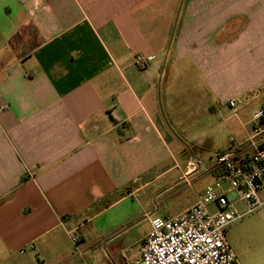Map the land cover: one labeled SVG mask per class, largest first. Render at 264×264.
Masks as SVG:
<instances>
[{
	"label": "crops",
	"instance_id": "crops-1",
	"mask_svg": "<svg viewBox=\"0 0 264 264\" xmlns=\"http://www.w3.org/2000/svg\"><path fill=\"white\" fill-rule=\"evenodd\" d=\"M190 88L233 136L215 155L250 153L264 0H0V264H131L150 218L172 216L163 199L189 189L182 212L215 182L172 153L170 99Z\"/></svg>",
	"mask_w": 264,
	"mask_h": 264
},
{
	"label": "built area",
	"instance_id": "built-area-1",
	"mask_svg": "<svg viewBox=\"0 0 264 264\" xmlns=\"http://www.w3.org/2000/svg\"><path fill=\"white\" fill-rule=\"evenodd\" d=\"M150 60L136 56L134 63L143 69ZM236 103V99L231 100L229 106L234 108ZM6 108L0 103V113ZM250 120L253 127L246 139L250 153H217L207 170L215 176V182L196 194L195 203L184 211L151 217L149 233L131 264H240L226 231L264 204V103L251 113ZM186 166L192 173L197 172L200 162L191 157ZM232 192L236 201L229 198ZM237 203L243 205L244 212L237 210ZM69 234L76 245L79 233L73 230Z\"/></svg>",
	"mask_w": 264,
	"mask_h": 264
},
{
	"label": "rangeland",
	"instance_id": "rangeland-1",
	"mask_svg": "<svg viewBox=\"0 0 264 264\" xmlns=\"http://www.w3.org/2000/svg\"><path fill=\"white\" fill-rule=\"evenodd\" d=\"M179 91V90H177ZM174 140L179 144V150L172 149L175 158L182 154L193 155L200 162V172L209 167L213 161L215 153L226 148L225 144L233 136L221 128V117L210 113L201 104V99L193 92V89L186 90L185 94L179 98L175 93L170 99V108H168ZM207 174L203 175L200 184L204 187L213 181ZM176 196H170L163 199L164 210L159 212L160 216L180 213L183 206L191 201L189 189H183ZM162 200L159 199L158 201ZM239 212H244L241 203L236 206ZM212 211L213 208L209 207ZM148 230L147 223L139 220L135 227L125 233L119 239L120 250L128 258L130 251H135L137 247L136 240L143 236ZM227 240L231 249L237 255L241 264L244 260L250 258L255 262L264 256V204L256 211L244 216L239 221L232 224L227 230Z\"/></svg>",
	"mask_w": 264,
	"mask_h": 264
}]
</instances>
